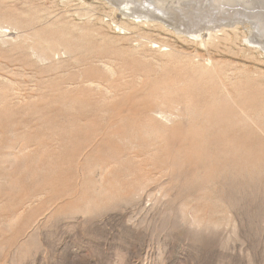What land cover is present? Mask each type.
<instances>
[{"label": "rangeland", "instance_id": "obj_1", "mask_svg": "<svg viewBox=\"0 0 264 264\" xmlns=\"http://www.w3.org/2000/svg\"><path fill=\"white\" fill-rule=\"evenodd\" d=\"M118 1L0 0V264H264V0Z\"/></svg>", "mask_w": 264, "mask_h": 264}, {"label": "bare ground", "instance_id": "obj_2", "mask_svg": "<svg viewBox=\"0 0 264 264\" xmlns=\"http://www.w3.org/2000/svg\"><path fill=\"white\" fill-rule=\"evenodd\" d=\"M110 1V0H109ZM113 1H118V0H113ZM238 1H242V0H238ZM121 5L119 6V8H120V10L121 11H124L125 12V14H128V15H131V16H133V17H140V15H139V12L137 11V10H135V7L134 8H132L131 7V5L134 3V5H135V2H136V0H120V1H118ZM125 3V5L123 4L122 5V3ZM201 3H200V5H199V7H200V9H198V11H203V9H202V7H201V4H202V1H200ZM139 4H143L145 7H143L142 5H140V11L141 12H144V13H147V17H145V16H143V17H145V18H148V19H159V20H163L164 22L166 21V22H168L167 20H165L164 18H163V16H162V14L163 15H166V13H165V11L164 10H162V9H160L159 7H154L153 5H152V7H153V9L151 8V5H150V2H146V0H143L142 2H138ZM138 3L136 2V4L138 5ZM194 5V4H193ZM196 6H197V4H195ZM198 7V8H199ZM161 10V11H160ZM223 12H228V11H226V10H223ZM259 13V12H258ZM256 14V13H255ZM249 15V14H248ZM254 16H256V15H254ZM165 17V16H164ZM168 18H170V17H168ZM169 24H170V22H169ZM177 29L178 30H180V27H177ZM257 43V42H256Z\"/></svg>", "mask_w": 264, "mask_h": 264}]
</instances>
